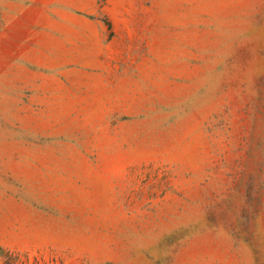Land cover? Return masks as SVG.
I'll return each instance as SVG.
<instances>
[{
	"label": "rangeland",
	"instance_id": "1",
	"mask_svg": "<svg viewBox=\"0 0 264 264\" xmlns=\"http://www.w3.org/2000/svg\"><path fill=\"white\" fill-rule=\"evenodd\" d=\"M0 264H264V0H0Z\"/></svg>",
	"mask_w": 264,
	"mask_h": 264
}]
</instances>
